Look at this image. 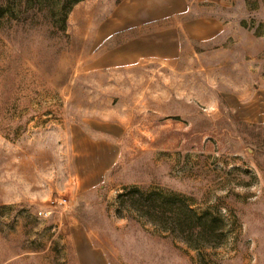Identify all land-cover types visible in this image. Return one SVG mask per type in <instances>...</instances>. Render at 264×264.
I'll return each instance as SVG.
<instances>
[{"label":"rangeland","instance_id":"rangeland-1","mask_svg":"<svg viewBox=\"0 0 264 264\" xmlns=\"http://www.w3.org/2000/svg\"><path fill=\"white\" fill-rule=\"evenodd\" d=\"M0 264H264V0H0Z\"/></svg>","mask_w":264,"mask_h":264},{"label":"trees","instance_id":"trees-1","mask_svg":"<svg viewBox=\"0 0 264 264\" xmlns=\"http://www.w3.org/2000/svg\"><path fill=\"white\" fill-rule=\"evenodd\" d=\"M81 1H83V0H64V3H66V4L69 3L70 5H74V4H77V3L81 2ZM132 191H134L135 192L134 194H136L138 196H146V195H142V193H140L136 189L135 190H132ZM136 195H131L130 196V199L131 198L133 199V197L136 196ZM126 196H127V190L118 197L119 198V201L123 200ZM130 203H131V205H133L134 204V200L132 202H130ZM145 204H147V206H144ZM138 206L140 208H142V209L143 208H147V207L150 209L152 207V205L150 203V199L147 198V197H145V199L142 200V203L141 204H138Z\"/></svg>","mask_w":264,"mask_h":264},{"label":"built area","instance_id":"built-area-1","mask_svg":"<svg viewBox=\"0 0 264 264\" xmlns=\"http://www.w3.org/2000/svg\"><path fill=\"white\" fill-rule=\"evenodd\" d=\"M64 202V201H63Z\"/></svg>","mask_w":264,"mask_h":264}]
</instances>
